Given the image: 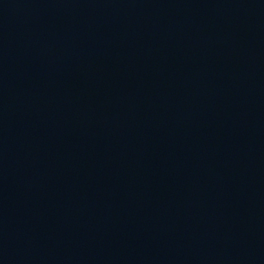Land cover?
<instances>
[{
    "label": "water",
    "instance_id": "1",
    "mask_svg": "<svg viewBox=\"0 0 264 264\" xmlns=\"http://www.w3.org/2000/svg\"><path fill=\"white\" fill-rule=\"evenodd\" d=\"M0 160L264 194V0H0Z\"/></svg>",
    "mask_w": 264,
    "mask_h": 264
}]
</instances>
